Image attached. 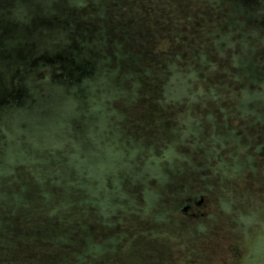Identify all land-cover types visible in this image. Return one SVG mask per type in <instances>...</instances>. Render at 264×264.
Segmentation results:
<instances>
[{"label": "rangeland", "instance_id": "374dc122", "mask_svg": "<svg viewBox=\"0 0 264 264\" xmlns=\"http://www.w3.org/2000/svg\"><path fill=\"white\" fill-rule=\"evenodd\" d=\"M49 6L0 0V101L36 90V104L9 111L0 124V160L5 154L8 165L21 166L13 180L36 183L48 156L53 170L62 168L63 153L77 142L91 151L94 199L117 204L93 226L85 219L95 242L108 239L97 264H264V125L241 118L247 111L239 114L232 91L191 109L187 101L111 103L96 98L98 79L89 89L94 103L78 101V116L56 121L76 142L67 139L50 154V99L43 102L49 92L40 82L60 58L50 50L66 35L50 25ZM252 107L260 120L264 103ZM187 115L196 131L185 125Z\"/></svg>", "mask_w": 264, "mask_h": 264}, {"label": "trees", "instance_id": "16d2710c", "mask_svg": "<svg viewBox=\"0 0 264 264\" xmlns=\"http://www.w3.org/2000/svg\"><path fill=\"white\" fill-rule=\"evenodd\" d=\"M19 1L24 0H10ZM49 7L50 25L66 35L60 48L50 50L60 58L40 82L50 93L43 100L50 99V154L67 139L76 142L56 121L78 116V101L94 103L89 89L98 79L102 92L96 98L111 103L169 107L187 101L191 109L232 91L239 114L247 111L241 118L263 127L264 113L259 120L252 105L264 103V0H50ZM35 92L0 101V124L9 111L36 104ZM68 105L74 108L70 113ZM185 122L193 131L199 128L190 125V115ZM90 152L76 142L61 155L64 165L57 170L48 156L44 171L37 170L41 179L31 185L13 180L21 166L8 165L3 155L0 264H97L108 252V239L95 242L93 227L85 223L88 216L95 225L117 205L94 199Z\"/></svg>", "mask_w": 264, "mask_h": 264}, {"label": "flooded vegetation", "instance_id": "af4514ba", "mask_svg": "<svg viewBox=\"0 0 264 264\" xmlns=\"http://www.w3.org/2000/svg\"><path fill=\"white\" fill-rule=\"evenodd\" d=\"M184 208H186V206H185ZM184 208H183V209H184Z\"/></svg>", "mask_w": 264, "mask_h": 264}]
</instances>
